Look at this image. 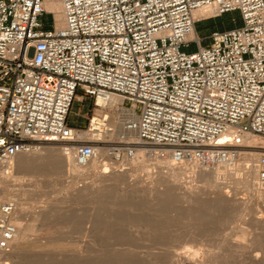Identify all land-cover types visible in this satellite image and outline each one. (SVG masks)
Returning a JSON list of instances; mask_svg holds the SVG:
<instances>
[{"label": "built area", "instance_id": "1", "mask_svg": "<svg viewBox=\"0 0 264 264\" xmlns=\"http://www.w3.org/2000/svg\"><path fill=\"white\" fill-rule=\"evenodd\" d=\"M234 12L240 27L199 36V23ZM83 98L96 113L75 128ZM252 138L264 139V0H0V177L48 145L112 169L139 153L203 168L256 154L264 191ZM16 211L0 200V254L13 250Z\"/></svg>", "mask_w": 264, "mask_h": 264}, {"label": "rangeland", "instance_id": "2", "mask_svg": "<svg viewBox=\"0 0 264 264\" xmlns=\"http://www.w3.org/2000/svg\"><path fill=\"white\" fill-rule=\"evenodd\" d=\"M221 22L199 23V36L209 37ZM95 113L92 99H80L70 125L86 127ZM58 148L44 146L41 153H60ZM61 164L19 156L7 171L26 212L19 222L30 228L10 264H264V230L253 222H264V197L233 180H221L224 201L208 196L211 189L198 169L167 179L166 169L148 162L144 170L131 165L107 174H126L131 185L108 181L91 191L92 178L68 174ZM191 189L200 195L192 198Z\"/></svg>", "mask_w": 264, "mask_h": 264}, {"label": "bare ground", "instance_id": "3", "mask_svg": "<svg viewBox=\"0 0 264 264\" xmlns=\"http://www.w3.org/2000/svg\"><path fill=\"white\" fill-rule=\"evenodd\" d=\"M51 9H53L56 12L57 17L59 18V23H60L59 25H62V19H61V15H60V12H61L60 4L59 3H53L52 6H51ZM204 15L205 14L197 13L198 17H202ZM114 102L115 101H113V103ZM100 113L101 112H97V114H100ZM104 115H105V113H104ZM95 118H96V116H95ZM118 128L120 129V127H118ZM129 138L132 139V140H135L136 139V135L130 134ZM249 143H251V144H253L255 146L264 147V139L252 138V139H249ZM41 150H43V149L41 148L40 150H38V151H36V152H34L32 154L20 155V156H30L34 160H37V161H42V159H57L58 161H60V163H62L61 165H63V168H65V169L67 168L66 169L67 171L65 170V172H68V174H71V175H74V176L77 175L78 178L80 176L79 174H81L82 176L84 175L86 177L88 176V177L92 178V186L90 187L91 191H94V190L98 189L104 183H106L108 181H119V180H121L127 185L130 184V182H128V180H127V175L126 174L117 173V172L113 171L112 175H107L108 173H111V171H110L111 168L109 167L108 164H104L103 160L102 161H95V162H93L92 164H90V165H88L86 167H79V166L75 165L73 162H71V160L65 158L63 156L60 148H58L60 153H56L57 149L56 150H52V149H46L45 150L44 149L46 151V152L44 151L45 154L41 153L42 152ZM139 157H142V158L139 159V161L134 164V168H135L136 171L137 170H144V169H146V167L149 166L147 164L149 161L147 159L143 158L142 153H139ZM256 160H257V155L256 154L245 155L244 157H241L239 160H237L235 163H231L229 165H217L215 167L205 168V169H203V167H198V166H195V165L186 166V167H176V166H174L172 163H170L168 161H165V162L157 161L155 165L158 166V169L159 168H161L162 170L166 169L167 172L165 174H163V175H167L166 176L167 179L172 177V176L175 177V176H178V175H184V174H186L188 172H192L193 173L196 169H198L200 171V174L206 179L208 187L211 189V190L207 191V192H209L208 196L209 195H212V196L214 195V196H216V198L223 199L225 201L226 197L224 198V195L222 194V190H223L224 186L222 185L221 180L222 179L226 180L227 178H228V180L229 179L231 181L233 180L232 182H234L233 184H235L236 187L237 186L238 187L239 186L243 187V189H245L246 191L252 193V195H254V197H257V198H263L264 197V191H262L259 188V186L257 185V172H256V169L254 167ZM237 162H241V163H239L238 166H237L236 165ZM12 166H13V163L10 166L6 167V169L4 168L2 170V172H1V177H0V200L1 201H14V202H16L17 205L20 206L19 209H20L21 212L19 213L20 214V218L18 217V219L15 222L18 233H17L16 239H15L14 245H13L14 250L10 254H5V255L0 254V264H2V263L3 264H10L8 262L9 260L11 261L10 258L18 257L21 254V253H19L20 250L18 251L19 241L21 239L25 238L26 234L28 232H30L29 226L19 222V220H21L23 218V216L26 214V212H25V209L23 208V203L21 204V203L18 202L19 199H20L19 198L20 194H18V193L15 194L10 189V177L11 176L9 175V172H7L6 170L9 171L12 168ZM164 172L165 171L161 172V174L164 173ZM163 175L161 176V178L165 179V178H163ZM12 176H13V174H12ZM178 177H180V176H178ZM201 192H203V190ZM195 193H197V194H195ZM205 193H206V191H205ZM193 194L197 195V197H198V195H200L198 191H193V189L188 191V195H192L193 196L192 198L195 197V195H193ZM242 204H244V202H242L241 205ZM252 208H253V206H252ZM48 209L46 208L47 212H48ZM246 209H248V208H246ZM47 212H45L44 214L46 215ZM25 217H26V215H25ZM253 222H254L255 225H257L258 227L260 226L264 230V222H258L256 220L253 221ZM257 260H258V257H255L254 261H257ZM188 264H193V262H188Z\"/></svg>", "mask_w": 264, "mask_h": 264}, {"label": "trees", "instance_id": "4", "mask_svg": "<svg viewBox=\"0 0 264 264\" xmlns=\"http://www.w3.org/2000/svg\"><path fill=\"white\" fill-rule=\"evenodd\" d=\"M233 19H235V23H232ZM215 20H222V22L219 24V27H216L213 31L232 29L234 27H240L241 25L240 15L238 12L226 14Z\"/></svg>", "mask_w": 264, "mask_h": 264}]
</instances>
